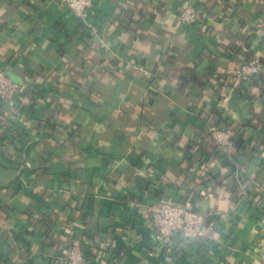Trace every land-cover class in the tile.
<instances>
[{
    "label": "crops",
    "instance_id": "1",
    "mask_svg": "<svg viewBox=\"0 0 264 264\" xmlns=\"http://www.w3.org/2000/svg\"><path fill=\"white\" fill-rule=\"evenodd\" d=\"M190 2L194 24L176 16ZM257 58L256 86L234 76ZM0 264H253L264 237V0H0ZM230 129L233 164L211 138ZM189 200L207 245L157 246L147 205Z\"/></svg>",
    "mask_w": 264,
    "mask_h": 264
},
{
    "label": "built area",
    "instance_id": "2",
    "mask_svg": "<svg viewBox=\"0 0 264 264\" xmlns=\"http://www.w3.org/2000/svg\"><path fill=\"white\" fill-rule=\"evenodd\" d=\"M80 19H86L89 9L94 0H61ZM182 25L194 24L200 19V12L195 5L186 2L177 12ZM243 53V61L234 71V76L244 81L248 87H253L262 79L260 60L257 58L247 59ZM26 87L13 80L0 66V102L9 104L13 114L23 115V100L27 93ZM29 93V92H28ZM30 94L33 101L36 94ZM211 138L216 143L218 150L233 164L237 155V142L230 129L211 127ZM264 164V143L257 152ZM148 217L146 224L154 232L155 245H169L175 237H181L185 243H198L207 245L212 238V222L207 215L197 210L189 200L160 199L147 205ZM253 264H264V237H257L253 246ZM62 258L67 264H86V256L77 240L62 251Z\"/></svg>",
    "mask_w": 264,
    "mask_h": 264
},
{
    "label": "trees",
    "instance_id": "3",
    "mask_svg": "<svg viewBox=\"0 0 264 264\" xmlns=\"http://www.w3.org/2000/svg\"><path fill=\"white\" fill-rule=\"evenodd\" d=\"M237 145H238V143H237Z\"/></svg>",
    "mask_w": 264,
    "mask_h": 264
}]
</instances>
